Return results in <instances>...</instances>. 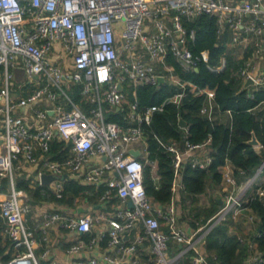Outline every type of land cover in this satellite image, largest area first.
<instances>
[{
    "label": "built area",
    "instance_id": "built-area-1",
    "mask_svg": "<svg viewBox=\"0 0 264 264\" xmlns=\"http://www.w3.org/2000/svg\"><path fill=\"white\" fill-rule=\"evenodd\" d=\"M201 16L215 19L217 45L227 43L216 64L209 50H193L191 25ZM169 59L184 74L201 65L229 73L254 98L264 90V0H0V233L13 252L6 264H59L60 237L71 264H220L206 248L219 225L246 246L240 264H264L253 207L264 206V156L250 175L226 159L210 202L200 204L215 202L216 212L183 222L184 170H208L214 156L212 134L192 143L189 127L180 126L181 140L154 134L171 155L172 201L161 205L146 192L145 168L160 178L147 142L156 114L191 96L201 99L199 116L211 123L227 124L232 116L217 104L216 88L183 78ZM16 67L28 78L20 95L12 82ZM64 85L78 88L86 111ZM162 85L171 90L163 102L140 106V87ZM54 142L63 143V159H53ZM253 148L264 152L261 143ZM44 174L89 189L62 203L66 181L45 185ZM20 178L39 197L19 189ZM84 195L98 197L97 213L78 212Z\"/></svg>",
    "mask_w": 264,
    "mask_h": 264
},
{
    "label": "trees",
    "instance_id": "trees-1",
    "mask_svg": "<svg viewBox=\"0 0 264 264\" xmlns=\"http://www.w3.org/2000/svg\"><path fill=\"white\" fill-rule=\"evenodd\" d=\"M191 27L197 32V40L193 50L195 52L209 50L212 63H218L219 56L224 48L217 45L215 19L209 16H201ZM169 62L174 65L177 73L183 78L192 80L201 86L209 85L216 88L217 104L222 111H231L232 116L227 124L211 123L206 118L199 116L201 99L191 96L186 97L179 108L175 105H167L164 112L155 115L149 127V131L153 134L149 135L147 140L149 158L157 161L160 178L157 181L153 179L151 167L149 166L145 168L144 184L147 194L156 202L167 205L172 201L174 171L171 155L154 138V134L163 142L181 140L183 132L180 128V117V120H184L189 127V140L192 143L202 142L207 139L209 134H212L214 156L212 166L208 170L194 169L187 166L183 175V182L186 187L183 201L185 203L191 202L192 209L190 211L193 219H199L202 216L208 218L216 212L218 204L214 202L208 208L201 207L198 197L204 195L208 187L215 188L218 186L221 181L219 167L225 163L226 159H230L238 171L244 170L247 175H250L262 162L264 152H258L252 146L247 145V142L255 133L259 142L264 145V109L260 107L256 111H249L264 103V90L254 92V98H249L248 90L240 89L238 82L231 78L229 73L216 75L211 73L204 65H201L198 73L184 74L174 60L169 59ZM170 94L171 90L167 85H162L158 90L148 86L140 87L138 89L139 104L140 106L159 104ZM75 100L78 101L79 98L76 96ZM82 107L87 109L88 105L82 104ZM110 119L116 122L120 121L118 116H110ZM62 145L63 143L60 142L53 143V159H63L67 155L66 151L62 154L58 153ZM65 187L66 198L60 200V202L66 204H72L75 197L89 189L74 180H67ZM18 188L28 191L36 198L39 197V191L33 190L24 178L18 180ZM253 207L260 218V226L262 227L256 241L260 250L264 252V206L259 202H255ZM2 226L0 225V232ZM206 248L209 256L216 258L220 264H240L247 251L246 246L238 240L237 235L228 233V228L225 225H219L211 232L207 238ZM5 251L6 248L0 249L3 263L11 260V253L5 254Z\"/></svg>",
    "mask_w": 264,
    "mask_h": 264
},
{
    "label": "crops",
    "instance_id": "crops-1",
    "mask_svg": "<svg viewBox=\"0 0 264 264\" xmlns=\"http://www.w3.org/2000/svg\"><path fill=\"white\" fill-rule=\"evenodd\" d=\"M228 40V39H227ZM226 40V41H227ZM226 42H225V46L224 48L226 49L227 46H226ZM248 56V54H246V57ZM230 62H231V59H230ZM143 147V145H137V147ZM71 180V179H69ZM209 188L210 190H213V188L211 189V187H208V190L209 191ZM207 194V192H206ZM80 195V194H79ZM78 195V196H79ZM85 200H83L79 205L80 207L78 208V212L80 213H97L98 209H100L99 207V203H98V197L97 196H93V197H89V196H85ZM204 196L201 198H198L199 200V205L201 204L202 200H203ZM109 210H112L113 207L110 206L108 208ZM190 209H192V204L191 202H184V208H183V213H182V217H181V220L183 222H188V220H193V215L191 214V211ZM1 236V240H0V249L1 248H6V251H5V254H9L11 253V258H12V250H11V247L9 245V242L7 241H4V237L0 234ZM62 236V235H61ZM60 242L59 244H57L55 247H54V254H55V258L56 260L58 261L59 264H71V260L66 256L65 254V244L62 242L61 240V237L60 238H57L56 242ZM180 248V246L178 245L177 247L175 246V249L173 248V251H176ZM0 264H6V263H3L2 260H1V256H0Z\"/></svg>",
    "mask_w": 264,
    "mask_h": 264
},
{
    "label": "rangeland",
    "instance_id": "rangeland-1",
    "mask_svg": "<svg viewBox=\"0 0 264 264\" xmlns=\"http://www.w3.org/2000/svg\"><path fill=\"white\" fill-rule=\"evenodd\" d=\"M13 73H14V79L12 80L13 85H14L13 88L16 91L17 95H20L21 91H18V88L21 85L26 84L28 81V78H27L26 73L22 67L14 68ZM64 89L66 90L68 95L73 97L74 99L76 96L78 97V88L77 87L64 85ZM78 98H79V100L77 102H79L81 105L86 104L87 100L85 98H84V100H82L80 97H78ZM83 109H84V111L87 110L84 107H83ZM107 116H108V114H107ZM211 191L212 190H210V188H209V191H207V194H205V196L203 198L204 202H210L211 198H209V196H210Z\"/></svg>",
    "mask_w": 264,
    "mask_h": 264
},
{
    "label": "water",
    "instance_id": "water-1",
    "mask_svg": "<svg viewBox=\"0 0 264 264\" xmlns=\"http://www.w3.org/2000/svg\"><path fill=\"white\" fill-rule=\"evenodd\" d=\"M198 71H199V69H197V72ZM160 81L162 83H164V80L163 79H161ZM250 84H252V81L249 80L246 83L245 86L247 87ZM119 88L122 89L121 86H119ZM180 126L181 127H185L186 126V122L184 120H181L180 121ZM247 145L252 146V147H255V146H259L260 145V142L257 139V136H256L255 133H253L252 138H251V140H249L247 142ZM131 154L134 155L135 157H139L141 155V152L139 150H132L131 151ZM55 180H65V181H67V180H69V178L67 176H56V175H52V174H44L42 176V182L45 185H49L52 181H55ZM218 203L221 204V201L219 200ZM261 229H262V227L260 226L259 227V231H261Z\"/></svg>",
    "mask_w": 264,
    "mask_h": 264
}]
</instances>
